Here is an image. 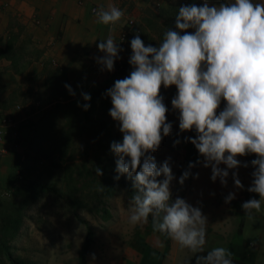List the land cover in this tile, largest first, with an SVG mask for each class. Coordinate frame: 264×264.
Here are the masks:
<instances>
[{"label": "clouds", "instance_id": "clouds-1", "mask_svg": "<svg viewBox=\"0 0 264 264\" xmlns=\"http://www.w3.org/2000/svg\"><path fill=\"white\" fill-rule=\"evenodd\" d=\"M93 12L103 25H114L124 15L115 6ZM174 28H169L158 47L145 46L139 34L130 41L133 70L106 92L112 103L109 115L123 134L122 142H113L110 150L118 157L114 180L126 176L132 181L129 223L147 224L151 215L154 231L195 253L206 243L207 217L182 198L172 200V169L167 160L158 167L151 155L172 131L161 87H176L171 104L179 111V129L197 133L186 140L204 157V167H211L213 182L219 178L226 186L228 170L249 166L237 157L255 154L257 158L250 162L255 169L253 181L247 191L260 199L241 205L245 215L254 219L264 200V3L226 0L210 5L204 0L199 6L184 4ZM98 49L105 55L97 62L111 72L122 49L111 34ZM65 88L75 96L70 85ZM81 95L90 101V94ZM222 100L226 106L217 114ZM89 107L83 105L84 110ZM220 164L227 168L221 169ZM95 171L99 177L104 174L99 166ZM188 176L185 171L179 183L183 185ZM232 178L235 187L244 188L237 172ZM233 199L235 194L230 193L225 203ZM231 256L224 247H216L198 259L203 264H233Z\"/></svg>", "mask_w": 264, "mask_h": 264}, {"label": "rangeland", "instance_id": "rangeland-1", "mask_svg": "<svg viewBox=\"0 0 264 264\" xmlns=\"http://www.w3.org/2000/svg\"><path fill=\"white\" fill-rule=\"evenodd\" d=\"M203 2L204 0H196L194 3L199 6ZM224 2L226 0H208L210 5ZM254 2L264 3V0ZM184 4H188V0H156L151 2L150 6L139 8L132 15L135 26L126 42H120V35L116 39L118 47L122 49L119 57L124 63L129 64L132 55L130 41L136 34L140 35L145 46L151 44L158 47L169 29V13H174L175 8ZM19 46H24L20 58H35L40 54V49L29 47L27 41L21 42ZM123 78L122 74H106L103 81L87 92L91 96L90 101H84L82 95L68 97V90L63 81L51 88L48 95L33 97L24 91L6 104V110L20 104L25 111L32 99L42 105L54 102L41 112L40 117L37 116L36 121L29 120L23 125L31 127V140L20 152L18 172L15 173L18 177L14 176L1 188L0 202H15L21 206L24 201H29V206L22 216L21 228L9 243L14 257L32 264H80L81 250L91 228L95 234V242L87 264H113V261L122 257V252L136 237L144 236L152 230L151 215L147 224L129 223L131 198L119 180L124 179L131 184L132 181L126 176H121L113 183L116 175L115 161L118 157L111 152L110 146L115 141L122 142L123 134L119 131V123L109 115L112 103L106 92L114 86L116 80ZM160 94L168 108L167 122L172 124V131L163 137L158 150L151 155L154 156L158 167L167 160L172 169L175 177L170 185L172 200L177 197L184 200L188 198L187 203L199 207L207 220L227 216V231L230 234L235 233L240 226V220L246 215L242 208L233 206L236 201L225 203V199L233 190H241L243 196L249 193L247 188L252 184V172L255 170L250 163V156L237 157L242 165L247 162L249 166L228 170L226 186L221 184L219 178L215 182L211 180V167H204V157L197 166L188 167L185 144L190 141L186 138H195L197 133L195 130L181 132L179 129V111L173 110L171 104L177 94L176 87H161ZM59 95L65 97L60 100ZM86 103L90 105L89 117L83 108ZM225 106L226 102L222 100L217 114ZM4 113L5 109L1 108L0 116ZM97 166L104 173L100 177L95 171ZM219 167L227 168L224 164ZM185 171L189 172V176L181 185L179 178ZM233 172L238 173V178L244 185L243 189L235 187ZM157 179L162 180L163 176ZM29 183H37L48 189L38 188L36 199L32 200L27 198L22 190H16ZM110 186L115 188L113 196L106 193L105 188ZM9 190L11 194L5 195ZM263 208L264 200L261 202V210ZM14 209L8 206L0 210V241L3 216ZM210 230L207 223L206 235ZM212 230L214 231V228ZM254 239L247 235L248 241L256 243ZM0 264H10L1 252Z\"/></svg>", "mask_w": 264, "mask_h": 264}, {"label": "crops", "instance_id": "crops-1", "mask_svg": "<svg viewBox=\"0 0 264 264\" xmlns=\"http://www.w3.org/2000/svg\"><path fill=\"white\" fill-rule=\"evenodd\" d=\"M153 1L156 0H0V50H6L15 37L13 48L27 41L29 47L40 49L37 57L21 60L23 67L19 72L13 69L15 57L0 54V109H5L4 114L24 120L19 140L8 141L9 154L0 157V193L16 176L20 152L31 140V127L23 125L29 120L36 121L42 111L54 104L42 105L32 99L24 112H18L15 106L6 110L9 100L24 91L33 97L48 95L52 73L66 77L75 97L92 90L107 74L95 67L97 58L105 55L98 49L100 41L111 34L116 42L132 15ZM112 6L124 12L121 20L114 25L98 23L92 8L108 10ZM231 193L235 194L232 201L244 198L239 189ZM227 220L224 215L207 220L211 230L206 235L203 250L210 252L224 247L232 253L233 260L264 264V208L254 219L245 217L241 233L238 228L230 234L225 226ZM248 234L256 243L247 240ZM196 253L152 228L146 235L136 237L113 264H191Z\"/></svg>", "mask_w": 264, "mask_h": 264}, {"label": "trees", "instance_id": "trees-1", "mask_svg": "<svg viewBox=\"0 0 264 264\" xmlns=\"http://www.w3.org/2000/svg\"><path fill=\"white\" fill-rule=\"evenodd\" d=\"M196 0H188V4H192L194 3ZM178 9L179 8H175L174 9V13H169L170 16V24H169V28H172L173 30H175L174 28V23H175V17L178 14ZM169 30V29H168ZM17 38H13L8 47L6 48V50H0V54L3 57L6 58H12L15 57L16 59H14L13 61V69L16 72L20 71V68L23 67V64L21 63V60L23 58H20L21 52L24 49V46H19L17 48H13V42L16 41ZM133 70L132 66L130 64H125V69L122 72V76L125 78L127 76L130 75V72ZM51 79L48 82L49 88H54L56 87V85L63 83L68 84V81L66 79V77L64 75H53V73L51 74ZM57 76H59L58 78H56ZM68 97H71L73 95H70L69 92L67 93ZM59 97H65L64 95H59ZM90 112L91 110L87 109L85 110V114L87 117L90 116ZM185 149H186V164L189 167L190 164H192L194 166H197L203 156H201L198 152V150L195 148V146L190 142V143H186L185 144ZM250 156V160L252 161L253 159H256L257 157L255 156V154H249ZM116 182V180L113 179V183ZM119 183L122 185V187L126 190L128 196L130 198H132V196L134 195V189L132 188V184L127 181V180H119ZM38 188H41L42 190H47L48 188L46 186H40L37 183H29L27 186H21L19 188H16V190L18 192H20L21 190L24 192L25 196L27 198H31L36 199V195L35 193L37 192ZM106 193L109 196H113L115 194V188L113 186L110 187H106ZM33 193V194H32ZM32 194V195H31ZM251 198H256V199H260L259 195L256 193H247L244 198L234 202L233 206H238L240 208L242 203L248 201ZM14 207L15 209L11 212H7L6 214H4L3 216V224H2V240L0 241V252L2 254H4V256L8 259L10 264H32L26 260L20 259V258H16L13 256V254L10 251V246L9 243L11 242V240L17 235V233L19 232L21 225H22V216L25 212V210L28 208L29 206V201H24V203L19 206L17 205L15 202H9L8 204H5L4 202H0V210L2 208L7 207ZM2 212V211H1ZM108 214V212H106ZM244 223H245V218H242L240 220V226H239V233L242 232L243 227H244ZM94 242H95V234L94 231L89 228L86 239H85V243L83 245V248L81 250V254H80V264H87V260H88V256L90 254L91 248L92 246H94ZM208 253V251L202 250V251H198L191 264H203L202 260H199V257H203L206 256ZM233 264H246L237 260H233Z\"/></svg>", "mask_w": 264, "mask_h": 264}, {"label": "built area", "instance_id": "built-area-1", "mask_svg": "<svg viewBox=\"0 0 264 264\" xmlns=\"http://www.w3.org/2000/svg\"><path fill=\"white\" fill-rule=\"evenodd\" d=\"M93 9H98V8L96 7L92 8V13H94ZM134 26H135L134 19H129L120 34L121 43L126 42L127 38L134 29ZM95 67H98L100 70L103 69V65L99 63H97ZM124 69H125V63L121 58H119L115 60L114 69L111 72L107 71L106 69L102 71H105L110 76H120L124 71ZM14 109L18 112H24V108L20 104H17ZM23 123L24 120L22 118L18 119L11 114H4L0 116V157L9 154V148L7 145L8 141L12 140L13 142H17L19 140L20 130ZM10 191L11 190L6 191L5 195L9 196L11 194Z\"/></svg>", "mask_w": 264, "mask_h": 264}]
</instances>
